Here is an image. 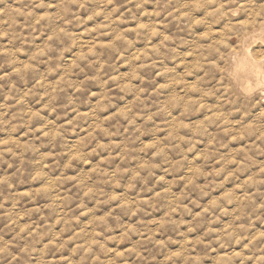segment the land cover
I'll return each instance as SVG.
<instances>
[{
  "label": "clouds",
  "instance_id": "obj_1",
  "mask_svg": "<svg viewBox=\"0 0 264 264\" xmlns=\"http://www.w3.org/2000/svg\"><path fill=\"white\" fill-rule=\"evenodd\" d=\"M150 2L99 0L89 9L88 0H15V7L0 10L4 17H15L7 29L2 27L7 21L0 20V40L15 32L13 38L33 48L30 56L18 58L19 49L0 43V56L11 58L9 71L0 65V90L7 87L0 125L23 129L19 137L0 140V165L16 169L0 175V221L14 233L0 243V260L17 264L30 242L51 236L49 244L57 248L71 242L90 254V264H105L97 249L115 253L110 264L121 259L127 264L133 257L138 264L149 248L166 244L160 237L170 226L181 227L185 215L194 213L188 230L205 217L208 227L199 239H187L182 251L172 252L169 264H178V258L202 264L201 246L225 264H264V232L253 230L264 218V200H256L264 167L255 179L239 176L252 152L264 147V5L249 9L250 0H157L150 11ZM137 12L157 19L138 20ZM217 16L231 19L210 30L202 27ZM173 23L200 26L198 32L207 37L175 62L176 72L156 59L162 50H174L175 33L166 31ZM141 35L148 39L143 49L128 47ZM157 35L162 39L154 42ZM239 64L247 71L238 74ZM51 65L57 66L54 79L46 74ZM17 78L29 81L19 95ZM165 85L171 92L163 102L154 100ZM121 95L125 100L117 99ZM33 97L36 105L28 106ZM249 105L258 110L251 118ZM45 113L60 116L44 121ZM147 130L159 135L146 137ZM66 133H78L79 142L50 147L37 166L25 167L29 151L41 142L59 145ZM57 156L63 166L48 178ZM18 176L30 183L6 194ZM123 176L128 177L126 193L116 190ZM222 186L225 190L217 193ZM24 201L31 203L27 210L19 207ZM165 201L164 215L150 224L119 222L121 213L140 217ZM101 205L107 212L97 211ZM85 215L90 219L77 227ZM228 215L231 221L217 228ZM133 236L139 240L127 243ZM21 242L24 247L13 251ZM109 242L117 247H107Z\"/></svg>",
  "mask_w": 264,
  "mask_h": 264
},
{
  "label": "rangeland",
  "instance_id": "obj_2",
  "mask_svg": "<svg viewBox=\"0 0 264 264\" xmlns=\"http://www.w3.org/2000/svg\"><path fill=\"white\" fill-rule=\"evenodd\" d=\"M27 2V0H26ZM125 3V0H116V4L123 5ZM99 0H88V8L89 9H95L98 7ZM261 5H264V0H250L249 9L251 8H259ZM9 6H16L15 0H5L4 3H0V10H3L5 8H8ZM146 7L151 11L154 10L157 7V0H151L149 4L146 5ZM242 16L247 15V11L242 12ZM102 19V18H101ZM137 19H143L144 22H151L153 20H156V17L152 16H146V17H140L139 12H137ZM159 19H163V17H160ZM229 18L224 17H213L211 18L208 23L204 24L202 27L205 29H211L213 28L217 23H220L222 20L226 21ZM0 20H6L7 22L2 25L3 28H8L10 23H13L15 20V17H12L11 19L4 17L3 12L0 11ZM98 22V21H95ZM78 26V23L74 25V27ZM51 27V25L49 26ZM200 26H197L199 28ZM197 28L193 29H187V28H178L176 24H170L168 25V28L166 31L175 33V43L172 44L170 47L174 50H162L161 54L157 56V62L163 66L168 67L172 70V72L178 71V69L175 67V62L182 56L186 55L187 52L193 48H195L198 44L205 41L207 39L206 36L201 35ZM94 31V30H93ZM15 36V32L12 33L11 36L4 38L3 40H0V43H3L4 45H8L11 49L16 50L19 49L20 52L17 54V57L19 58L23 53H27L28 56L31 55L33 48L27 44H25L21 39L19 38H13ZM9 39L12 40V43L9 45ZM162 39L159 35H157L154 38V42L159 41ZM148 44V39L146 35H141L139 37H136L133 40L132 45L128 46L131 49L140 50L143 49ZM28 57H24L25 61H27ZM11 58L8 56H0V65H3V71L7 72L10 70L8 66V61ZM57 67L56 65L48 66L47 68V75L54 79L55 73L52 71L53 68ZM79 75V74H78ZM163 79V78H162ZM17 94H21L23 90L25 89L26 85L29 83L28 80H20L17 78ZM140 83L139 81L137 82ZM141 87L145 86H154L148 85V84H141ZM6 91L7 87L5 86L2 90H0V103H3L6 100ZM171 92V88L165 85L164 87H161L158 92L154 96V100H160L163 102L164 98ZM117 99L123 101L125 100V96L121 95ZM130 99V97H129ZM37 98L33 97L31 100L28 101V106L36 105ZM83 102V101H82ZM212 102H215L213 100ZM251 105L248 106V115L249 118L252 116L257 115V112L251 111ZM0 111H3L2 108H0ZM187 114H182V116H186ZM238 113H233V118H238ZM60 116L59 113L52 114V116H49L47 113H45L44 121L48 120H55L56 117ZM180 118V117H178ZM41 121V122H44ZM23 131L22 128H18L17 130L13 131L10 126H4L0 125V140L7 139L9 137H19L21 132ZM159 135L157 131L153 130H147L145 133L146 137H155ZM78 141V133L72 134V133H66L64 140L59 145H53L49 146L47 143L41 142V144L33 151H29L27 153L26 159L27 164L25 165L26 168H33L38 165L40 159L44 154H46L49 151L50 147L53 148H68L71 147L73 144H77ZM198 151L201 149H197ZM235 151V149H233ZM19 162L17 161V164ZM63 166V158L60 156H57L56 161L54 163L50 164V167L47 170V177L53 178L58 174V170ZM264 167V147L255 150L252 152V158L248 161L247 165L240 170L239 176L241 179L244 178V176H250L253 179L257 177V174L259 170ZM16 169L12 168L9 169L7 164L0 165V175L4 174H11L15 172ZM261 175H264V173H261ZM128 177L123 176L121 178V185L116 188V190L120 193H126L127 192V185ZM13 183L16 185V187L10 192L6 194L14 193L20 189L23 188L25 184H29V178L27 176H18L13 181ZM232 184L238 183V181L233 180L231 182ZM231 186V185H229ZM111 189V186H109ZM261 191L257 193L256 200H264V186H261ZM179 190V188H177ZM224 187L222 186L220 189L217 190V193L220 191H224ZM251 190V189H250ZM31 191L35 192L37 191L36 188H32ZM130 195H134V193H128ZM212 198L211 191L207 194V199ZM42 205L45 203V200L43 197H41L38 201ZM14 198L9 199L7 206L9 208L13 207ZM95 204V201H90L88 203V207H93ZM19 207L21 209L27 210V208L31 207V203L28 201H24L22 204H19ZM232 207H235V204L232 205ZM108 208L107 206L101 205L97 211L99 212H107ZM167 210V203L162 202L160 206L154 209H149L146 213L141 214L140 217H130L125 213L120 214V223L124 222H130L135 223L137 219H142L145 224H150L152 220L162 217ZM194 213L192 214H186L184 217L185 223L181 227H175L170 226L168 228L167 233L162 234L160 237L161 239H164L166 241V244L161 247L156 248H149V250L145 253L146 259L138 262V264H169L167 257L172 252H180L184 248L185 241L187 239L196 240L199 239L201 236H203L205 229L208 227V218L205 217L203 221H197L199 224L198 227L194 228L193 231L188 230V224L192 222ZM90 219V216L85 215L81 217L80 224L77 225V227L84 224L86 221ZM232 217L230 215L222 217L221 221L218 222L215 226L217 228L221 227L224 222H230ZM6 221H0V243L5 241H10L13 239L14 233H12L9 229L5 227ZM115 226L116 221L112 222ZM254 231L257 232H264V218H262L254 227ZM55 231H59V229H56ZM116 234H119L118 232ZM52 239L51 236L46 237L43 240H38L36 242H30L29 248L27 252L22 253L21 259L17 261V264H90L91 261V255H85L81 250L75 249L71 242H69L66 245H63L60 248H57L54 244H49V241ZM137 240H139L138 236H133L131 238V241L127 243H135ZM127 243L125 246H127ZM47 245V247H46ZM24 247V242H21L18 248L13 249V251H19L20 248ZM109 248L115 249L117 247L115 242H109L107 245ZM97 251L100 253L101 259L105 262V264H110V262L115 257V253H110L107 251H101L97 249ZM200 253L205 257L202 261V264H225V261L220 260L217 261L216 253H211L209 250L203 246L199 248ZM0 264H8L7 259L0 260ZM119 264H125V261L121 259L119 261ZM127 264H136L134 257L129 258L127 261ZM178 264H184L182 260L178 258ZM236 264H239V261L236 262Z\"/></svg>",
  "mask_w": 264,
  "mask_h": 264
},
{
  "label": "bare ground",
  "instance_id": "obj_3",
  "mask_svg": "<svg viewBox=\"0 0 264 264\" xmlns=\"http://www.w3.org/2000/svg\"><path fill=\"white\" fill-rule=\"evenodd\" d=\"M236 71L238 74H242L247 71V67L244 64L237 65Z\"/></svg>",
  "mask_w": 264,
  "mask_h": 264
}]
</instances>
